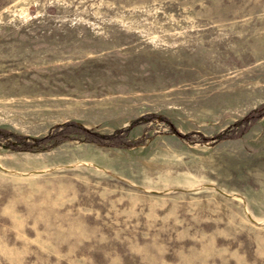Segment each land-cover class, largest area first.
Wrapping results in <instances>:
<instances>
[{
	"label": "rangeland",
	"instance_id": "1",
	"mask_svg": "<svg viewBox=\"0 0 264 264\" xmlns=\"http://www.w3.org/2000/svg\"><path fill=\"white\" fill-rule=\"evenodd\" d=\"M263 106L264 0H0V264H264Z\"/></svg>",
	"mask_w": 264,
	"mask_h": 264
},
{
	"label": "trees",
	"instance_id": "2",
	"mask_svg": "<svg viewBox=\"0 0 264 264\" xmlns=\"http://www.w3.org/2000/svg\"><path fill=\"white\" fill-rule=\"evenodd\" d=\"M264 106L262 108H260L259 112L254 113L250 118H261L264 116ZM88 133V132H87ZM82 134V130L80 127H78L75 124H67L63 127V129L60 131H56L54 133H52L49 136H46L44 138H41L38 140V142L40 144H45L47 142H51L53 144L55 143H61V142H66V141H71L73 140L77 135ZM90 135V133H88ZM90 139V142L95 143V144H107V141L110 138H106V137H101L98 136L96 134H94V136H92ZM122 139L121 140H117L113 142V145H119L122 144Z\"/></svg>",
	"mask_w": 264,
	"mask_h": 264
}]
</instances>
